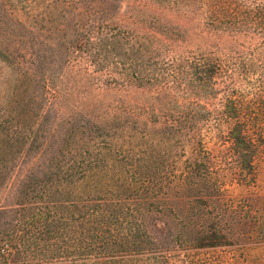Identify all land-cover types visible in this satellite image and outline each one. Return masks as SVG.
<instances>
[{"label": "trees", "instance_id": "1", "mask_svg": "<svg viewBox=\"0 0 264 264\" xmlns=\"http://www.w3.org/2000/svg\"><path fill=\"white\" fill-rule=\"evenodd\" d=\"M119 8L53 1L30 51L17 61L0 52L20 68L17 97L0 107V167L7 174L37 152L22 175H0V264L264 248V99L223 91L217 59L176 52L156 22L142 30ZM81 63L101 75L99 88L142 87L165 102L92 112L89 94L66 85ZM183 85L193 97L180 102ZM211 121L215 135L201 127Z\"/></svg>", "mask_w": 264, "mask_h": 264}, {"label": "rangeland", "instance_id": "2", "mask_svg": "<svg viewBox=\"0 0 264 264\" xmlns=\"http://www.w3.org/2000/svg\"><path fill=\"white\" fill-rule=\"evenodd\" d=\"M53 1L56 0H0V52L11 53L12 59L17 61L22 51H30L37 34L36 19ZM106 1L118 5L120 8L116 9V14L126 17L129 24L132 22L142 30H147L152 22H156V30L160 32L158 36L165 43H171L176 52L195 51L217 59L224 67L219 79L223 91L229 86L231 92L237 93L245 101L260 102L264 99V0ZM16 63L0 56L2 113L3 107L8 105L10 94L13 99L19 93L16 85L19 84L20 68ZM75 74V77L70 74L66 85L70 88L76 84L79 86L77 91L82 95L89 94L85 107L91 108L92 112L99 113L103 107L120 102L134 109L165 102L142 87L121 90L99 88L96 83L102 79L101 75L85 63L75 67ZM184 88L183 85L180 94L176 93L180 102L184 97L185 101L193 97ZM211 102L217 104L219 99ZM189 110L192 108L188 107ZM201 127L209 135L216 134L213 121L202 123ZM36 154L35 151L29 152L23 162L17 161L16 167H12L7 174L0 167V175H22V169L35 159ZM43 160L44 157L37 160V164ZM259 177L264 178V175ZM121 264H264V248L254 251L251 257L242 255L238 258L230 253L222 256L200 250L180 258L172 257L165 262H159L150 255H136Z\"/></svg>", "mask_w": 264, "mask_h": 264}]
</instances>
